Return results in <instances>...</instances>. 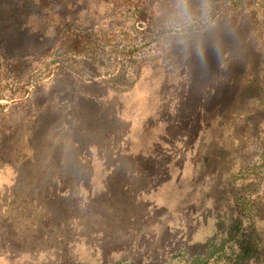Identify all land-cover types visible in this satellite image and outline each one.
Returning <instances> with one entry per match:
<instances>
[{"label": "rangeland", "instance_id": "rangeland-1", "mask_svg": "<svg viewBox=\"0 0 264 264\" xmlns=\"http://www.w3.org/2000/svg\"><path fill=\"white\" fill-rule=\"evenodd\" d=\"M204 4L0 0V264H264V0Z\"/></svg>", "mask_w": 264, "mask_h": 264}, {"label": "crops", "instance_id": "crops-1", "mask_svg": "<svg viewBox=\"0 0 264 264\" xmlns=\"http://www.w3.org/2000/svg\"><path fill=\"white\" fill-rule=\"evenodd\" d=\"M157 144L161 146L159 148V152L165 150L163 148V145H164L163 142H157L156 145ZM129 145H130V143H129ZM179 149L180 148L178 147V143H177V151L174 152L175 154H174L172 160L171 159H170V161L168 160V164L166 165V167H164L165 176H167L168 178H171L170 181H167L165 183V185L170 184V183L171 184H173V183L176 184L179 181V179H180V177H181V175L183 173V167H184V164H186V163H185L184 157H182V155H181V151L179 153ZM152 150H155V149H152ZM153 153H155V151L145 152L144 155L151 156ZM161 153L165 154L164 152H160V154ZM168 154H169V151H167L165 155L168 156ZM153 180L155 181L156 179L153 178ZM155 182L160 183V181H155ZM153 184H155V183L151 182L150 183L151 186L148 189H146V191H144L143 193H140V194H142V195L143 194L144 195H149L150 194L151 196L156 194L155 193L156 189L155 190L152 189L154 187ZM159 188H160V186L158 187V189Z\"/></svg>", "mask_w": 264, "mask_h": 264}, {"label": "trees", "instance_id": "trees-1", "mask_svg": "<svg viewBox=\"0 0 264 264\" xmlns=\"http://www.w3.org/2000/svg\"><path fill=\"white\" fill-rule=\"evenodd\" d=\"M161 140H159V141H162L163 142V144H164V151H160V152H164L165 154H166V152L167 151H169V154H168V156H167V160H165V162L163 163V168L164 167H166V165L168 164V160L170 161V159L172 160V158H173V156H174V152L175 151H173V150H168V146H169V149H171L172 148V145L173 144H171V142H172V140L171 139H165V138H160ZM171 141V142H170ZM127 145V150H128V148H129V143L128 144H126ZM126 145H125V143H123L122 141H119V142H114L113 144H111V150H113L114 151V157L115 158H119L118 156H123V157H128L129 159H131V158H136V157H138V160L141 162V158L140 157H142V156H145L144 155V153L145 152H143V153H141L140 154V152L137 154V156H136V154H132V155H127V154H122V150L125 148L126 149ZM158 148H157V147ZM152 147H154V148H149L148 150H151V151H159V148L161 147L160 145H153ZM152 149H155V150H152ZM167 150V151H166ZM126 151V150H125ZM129 151H132L131 150V148H130V150ZM148 152H150V151H148ZM160 152H158L157 154V157H162V156H166L165 154H163V153H161L160 154ZM134 155V156H133ZM114 159V158H113ZM114 163H115V161H114ZM116 164V163H115ZM117 165H118V162H117ZM245 238H248V242H247V245L245 246L246 247V249H248V247H250V245H251V243H253V236L251 235V234H248V235H245Z\"/></svg>", "mask_w": 264, "mask_h": 264}, {"label": "clouds", "instance_id": "clouds-1", "mask_svg": "<svg viewBox=\"0 0 264 264\" xmlns=\"http://www.w3.org/2000/svg\"><path fill=\"white\" fill-rule=\"evenodd\" d=\"M177 14L182 17L187 23L193 22L194 13L189 5V0H177ZM203 15L207 17V0H205Z\"/></svg>", "mask_w": 264, "mask_h": 264}]
</instances>
